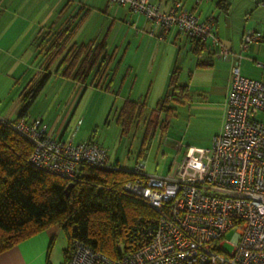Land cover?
<instances>
[{
    "label": "built area",
    "instance_id": "1",
    "mask_svg": "<svg viewBox=\"0 0 264 264\" xmlns=\"http://www.w3.org/2000/svg\"><path fill=\"white\" fill-rule=\"evenodd\" d=\"M108 1L145 15L164 33L176 28L188 40L210 39L233 60L224 127L211 147H192L173 177L146 173L144 160L135 165L138 178L124 189L145 199L158 215L144 244L113 259L76 240L64 264H264V120L258 118L264 114V81L244 76L242 56L220 44L213 19L200 20L182 2L164 11L153 0ZM257 42H264L260 31L244 34V47ZM0 125L33 146V166L62 178L74 180L85 164L119 168L105 147L62 140L42 118L11 121L0 114ZM230 231L235 232L231 252L224 249Z\"/></svg>",
    "mask_w": 264,
    "mask_h": 264
},
{
    "label": "crops",
    "instance_id": "2",
    "mask_svg": "<svg viewBox=\"0 0 264 264\" xmlns=\"http://www.w3.org/2000/svg\"><path fill=\"white\" fill-rule=\"evenodd\" d=\"M182 1L197 12L202 20L215 18L214 32L220 44L232 53L241 55L242 61L245 58L264 59V42L243 46L247 31L257 30L264 35V0H229L227 10L219 7L220 0ZM153 2L161 4L162 9L167 11L175 0ZM64 30L74 32L68 48L74 43L105 42L107 53L119 56L120 62L112 77L114 71L111 64L107 80L101 87H95L90 85L92 78L83 85L59 73L63 55L53 61L46 85L48 82L59 84V89L52 92L45 108L31 109L26 117L30 120L42 118L62 140L74 144L94 140L108 150L110 163L119 166L120 160H114L110 155L105 140L107 137L102 141V137L94 131L98 126V112H104L111 102L110 96L114 95L116 101L122 104L116 107V116L129 100L145 102L146 119H153L152 112H156L158 102L169 93L170 78L176 70L180 81L189 86L191 99L192 92L203 96L210 84L215 82V77L221 79L223 89L220 97H224L225 121V102L233 60L226 59L209 39L206 47L197 54L194 52L195 43L184 38L176 28L164 33L160 25L145 15L111 4L108 0H0V91L5 87L1 91L0 114L3 117L11 121L19 118L23 93L37 84L46 73L47 42ZM112 37L114 41L110 43ZM121 71L123 76L117 85L120 87L117 94L111 88ZM194 83H197L195 89ZM79 87H83L81 97ZM87 93H99L103 95V102L107 100L109 104H100L95 113L88 108V103L82 108ZM215 95L211 90L210 97ZM49 105L53 107L49 109ZM112 110L113 107L106 113V122ZM164 138L167 144L175 148L182 147L178 145L179 141ZM144 157L138 156L135 165ZM54 227L60 228L53 226L1 253L0 264H47L49 246L54 241Z\"/></svg>",
    "mask_w": 264,
    "mask_h": 264
},
{
    "label": "trees",
    "instance_id": "3",
    "mask_svg": "<svg viewBox=\"0 0 264 264\" xmlns=\"http://www.w3.org/2000/svg\"><path fill=\"white\" fill-rule=\"evenodd\" d=\"M175 1L188 8L182 0ZM218 5L227 10L229 0H220ZM212 19L214 22L215 18ZM73 34L64 30L47 42L46 73L23 93L18 119L32 109L50 77L51 64L59 56L63 55V59L58 72L64 77L83 85L92 78L90 85L95 87H101L107 80L114 56L107 53L105 42L74 43L68 48ZM207 40H191L195 43L194 52L200 54ZM109 86L110 82L107 89ZM190 99L189 86L180 81L176 70L170 78L169 93L158 102L156 112H152L153 119H146L145 102L124 103L117 121L124 135L146 123L139 158L145 156L154 136L160 133L159 127L162 131L168 127L171 104ZM32 150L33 146L11 127L0 125V254L53 226H59L68 240L66 261L76 240L113 259H121L147 241L148 231L155 227L158 215L145 199L124 189L125 184L138 178L133 170L85 164L79 175L69 180L33 166L29 161ZM71 183L73 187L67 193Z\"/></svg>",
    "mask_w": 264,
    "mask_h": 264
},
{
    "label": "rangeland",
    "instance_id": "4",
    "mask_svg": "<svg viewBox=\"0 0 264 264\" xmlns=\"http://www.w3.org/2000/svg\"><path fill=\"white\" fill-rule=\"evenodd\" d=\"M80 41L83 40L80 39ZM112 41H114L113 37L109 42L111 43ZM134 59L135 56L133 57V60ZM119 62L120 57L114 56L112 61L114 72H112L111 77L113 73H115ZM241 72L244 76L264 80V59H243ZM33 73L34 72H32V74ZM218 74L220 75L221 73H217V75ZM122 76L121 71L116 77L115 85L111 88L116 91L117 94L120 89L117 85ZM0 83H2V80ZM193 85V89H195L197 83H194ZM1 86L2 84H0V87ZM4 88L5 87H3V89ZM79 88V97H81L83 87ZM88 88L92 89L91 86ZM3 89H1V91ZM55 89H59V84L48 82V85H45L37 101L33 105L32 110L34 111L36 108H45L46 105L49 104L51 94ZM222 89V81L217 76L215 77V82L211 83L210 87L205 90V95L200 96L196 92H192L193 96L190 103H188L187 100H184L182 102H174L171 104L173 110L172 114L167 119L169 122L168 127H166V130L164 131H162L161 126L159 127L158 131H160V133H156L149 150L145 153V157L143 158L144 161L147 162L146 173L173 177L176 173L178 164L183 160L184 156L192 147L202 149L212 146L213 138L216 135H219L224 127V97L223 99L220 97ZM211 90H213L217 96L215 95V97L211 98ZM1 91L0 97L2 96ZM89 93L86 94L87 97L85 96L86 98L81 107H85L86 103H88V108H91L92 112L95 113L96 109L101 106L100 104L104 103L102 100L103 95L99 93ZM110 98V104L109 102L106 103L107 100H105L106 106L109 104L104 110L105 113L103 111L100 113L98 112V126L94 131L100 135L99 137H102V141H107L106 145L110 149V155L114 160H120L119 167L126 171H132L145 139L146 123L142 122L140 125L135 126L128 135H124L122 127L117 125L118 114L116 116V107H119L122 104L119 100L116 101L114 95L110 96ZM72 104L73 102L70 106H72ZM49 107L52 108L53 105H49L48 108ZM112 107V113L109 114V120L106 122V115ZM258 118L264 120V114H260ZM105 125L107 126L105 127ZM164 137L181 142L182 147L175 148L174 146L167 144ZM52 230L55 232L53 236L54 241L51 242L49 246L47 264H64L66 261L65 251L69 246L68 240L62 229L54 227ZM234 233V231H230L225 235V240L228 242L225 243L224 249L229 252L234 249V246L229 243Z\"/></svg>",
    "mask_w": 264,
    "mask_h": 264
},
{
    "label": "water",
    "instance_id": "5",
    "mask_svg": "<svg viewBox=\"0 0 264 264\" xmlns=\"http://www.w3.org/2000/svg\"><path fill=\"white\" fill-rule=\"evenodd\" d=\"M72 187H73V183H71V184L68 186L66 192L69 193V191L72 189Z\"/></svg>",
    "mask_w": 264,
    "mask_h": 264
}]
</instances>
